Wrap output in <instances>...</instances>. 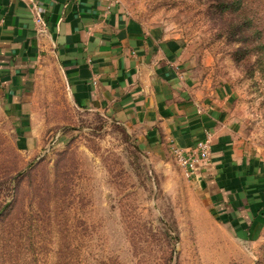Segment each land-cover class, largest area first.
Returning <instances> with one entry per match:
<instances>
[{
    "label": "rangeland",
    "instance_id": "rangeland-1",
    "mask_svg": "<svg viewBox=\"0 0 264 264\" xmlns=\"http://www.w3.org/2000/svg\"><path fill=\"white\" fill-rule=\"evenodd\" d=\"M123 0L138 19L179 27L229 85L239 138L264 157V0ZM31 121L0 96V264H264V227L240 241L171 154L76 108L55 65L36 77Z\"/></svg>",
    "mask_w": 264,
    "mask_h": 264
},
{
    "label": "crops",
    "instance_id": "crops-1",
    "mask_svg": "<svg viewBox=\"0 0 264 264\" xmlns=\"http://www.w3.org/2000/svg\"><path fill=\"white\" fill-rule=\"evenodd\" d=\"M51 64L76 108L134 131L154 159L210 132V162L192 181L215 218L240 241L256 240L264 157L239 138L231 90L212 76L204 44L179 27L138 19L123 0H0V96L23 122L34 112L37 74Z\"/></svg>",
    "mask_w": 264,
    "mask_h": 264
},
{
    "label": "built area",
    "instance_id": "built-area-1",
    "mask_svg": "<svg viewBox=\"0 0 264 264\" xmlns=\"http://www.w3.org/2000/svg\"><path fill=\"white\" fill-rule=\"evenodd\" d=\"M40 8V6H39ZM35 21L42 25V16L36 15ZM211 133L207 132L203 139L198 140L195 144L182 147L173 145L171 153L174 159L181 166L184 175L187 178H194L200 167L207 165L211 159Z\"/></svg>",
    "mask_w": 264,
    "mask_h": 264
},
{
    "label": "trees",
    "instance_id": "trees-1",
    "mask_svg": "<svg viewBox=\"0 0 264 264\" xmlns=\"http://www.w3.org/2000/svg\"><path fill=\"white\" fill-rule=\"evenodd\" d=\"M218 3L220 4V10H227V9H235L239 10L243 7L244 1L242 0H219Z\"/></svg>",
    "mask_w": 264,
    "mask_h": 264
}]
</instances>
